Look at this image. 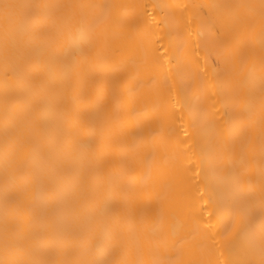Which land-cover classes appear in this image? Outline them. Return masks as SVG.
I'll return each mask as SVG.
<instances>
[{"label": "bare ground", "instance_id": "obj_1", "mask_svg": "<svg viewBox=\"0 0 264 264\" xmlns=\"http://www.w3.org/2000/svg\"><path fill=\"white\" fill-rule=\"evenodd\" d=\"M0 264H264V0H0Z\"/></svg>", "mask_w": 264, "mask_h": 264}, {"label": "snow or ice", "instance_id": "obj_2", "mask_svg": "<svg viewBox=\"0 0 264 264\" xmlns=\"http://www.w3.org/2000/svg\"><path fill=\"white\" fill-rule=\"evenodd\" d=\"M4 7H5V8H7L8 6H7V5H5Z\"/></svg>", "mask_w": 264, "mask_h": 264}]
</instances>
